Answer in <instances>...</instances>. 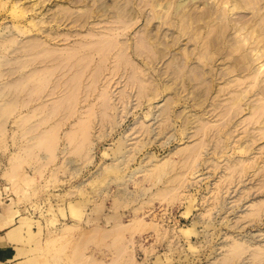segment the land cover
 I'll return each instance as SVG.
<instances>
[{
    "label": "rangeland",
    "instance_id": "1",
    "mask_svg": "<svg viewBox=\"0 0 264 264\" xmlns=\"http://www.w3.org/2000/svg\"><path fill=\"white\" fill-rule=\"evenodd\" d=\"M144 3L0 0V210L26 217L19 254L31 264H264V125L252 98L227 113L243 85L215 96L209 74L206 95L192 40ZM225 6L248 38L257 15Z\"/></svg>",
    "mask_w": 264,
    "mask_h": 264
},
{
    "label": "bare ground",
    "instance_id": "2",
    "mask_svg": "<svg viewBox=\"0 0 264 264\" xmlns=\"http://www.w3.org/2000/svg\"><path fill=\"white\" fill-rule=\"evenodd\" d=\"M199 1L205 5L204 9L198 13L191 12L193 11V6ZM222 2L225 5L228 2H232L233 10L248 8L257 15L256 26H254L256 29H250L248 38L241 33L248 26V23L237 18L230 19L227 14L228 8L225 5L222 8L220 6ZM222 2L217 8L208 5V0H147L144 5L151 7L152 16L156 19L170 16V27L177 28L180 35L187 34L188 38L192 40L194 54L198 61L197 67L192 71L196 80L202 84V91L206 95L213 93L211 86L207 83V74L210 75V81L213 84L218 81L216 85H220L215 96L225 94V91L229 92L228 90L232 86L243 85L242 88L234 92L233 97H229V99L234 101L229 106V110L226 109L227 113L231 114V110L233 112L241 111L242 102L252 98L247 104L250 116L264 125V76L260 74L264 71V62L261 63L262 65L254 67L252 65L254 64L253 59L251 58L252 55L253 57L256 55L257 59L264 56V16L258 14L257 8L260 2L264 5V0H222ZM249 27L252 26L250 25ZM145 36L150 37L149 34ZM145 36L143 35V37ZM143 37L137 41V49L139 48V50L144 44L143 40L145 38ZM122 49L124 50V47ZM121 55L123 56L124 54L121 53L119 58L122 57ZM122 58H125V56ZM219 59L222 61L221 65L224 66L222 70H225L221 73L213 69L215 61ZM125 60L123 59L122 61L125 62ZM259 131L260 136L264 138V127L260 128ZM45 134L41 136V141H46ZM243 143L245 146H250L249 140H245ZM262 206H264V203ZM129 224L130 222L116 223L113 229ZM70 226L71 224H66L63 229L66 230L68 227V229H73ZM98 230H101L100 228L98 229V226L90 229L91 232H96V234ZM90 236L89 238H91ZM237 247L239 245L235 244L232 246L231 253ZM119 252L121 253V251ZM120 253L117 257L118 259L121 255ZM110 264H112V261Z\"/></svg>",
    "mask_w": 264,
    "mask_h": 264
},
{
    "label": "crops",
    "instance_id": "3",
    "mask_svg": "<svg viewBox=\"0 0 264 264\" xmlns=\"http://www.w3.org/2000/svg\"><path fill=\"white\" fill-rule=\"evenodd\" d=\"M18 208L22 213H26L25 211H27L30 214L33 211L28 205H21ZM25 218L21 216L18 219L19 221H15L14 216L10 213V209L0 210V264L33 263L34 259L30 260L28 256V260H26L24 254H19L29 252L28 247L25 246L24 248L22 243H17L16 241L21 239L22 230L27 229L28 233H30L29 224L24 221Z\"/></svg>",
    "mask_w": 264,
    "mask_h": 264
}]
</instances>
